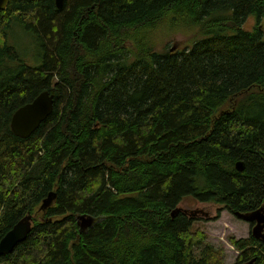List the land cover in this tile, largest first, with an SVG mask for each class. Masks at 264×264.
Segmentation results:
<instances>
[{
    "label": "trees",
    "instance_id": "1",
    "mask_svg": "<svg viewBox=\"0 0 264 264\" xmlns=\"http://www.w3.org/2000/svg\"><path fill=\"white\" fill-rule=\"evenodd\" d=\"M262 19L264 0H10L0 10V241L26 215L33 223L0 264H219L207 236H193L197 219L172 213L188 197L233 215L264 206ZM18 27L37 66L10 44ZM160 33L192 39L170 48ZM45 91L53 113L17 137L13 115ZM82 218L92 225L82 230ZM230 244L236 264H264L252 234Z\"/></svg>",
    "mask_w": 264,
    "mask_h": 264
},
{
    "label": "rangeland",
    "instance_id": "2",
    "mask_svg": "<svg viewBox=\"0 0 264 264\" xmlns=\"http://www.w3.org/2000/svg\"><path fill=\"white\" fill-rule=\"evenodd\" d=\"M257 21L258 19L252 16L246 21L243 28L247 31H251L257 26ZM260 22L261 28L264 31V19ZM18 30H20V32ZM18 30H16L14 35L12 32L9 33L10 44L15 46L28 65L37 66L39 64V60L37 59L38 47L32 40V37L23 32L19 27ZM17 31L19 33H17ZM16 34L17 37L15 38ZM155 37L161 44H169L170 48L174 45L177 47L185 46V44L192 39V37L183 33H178L170 37L165 33H160ZM158 49L162 50L163 46L160 45ZM179 207L184 211H203L209 214L208 217L200 215L199 218H197L194 228L192 229L193 236L198 240L199 235L204 233L207 236L206 243L218 251L219 258L223 257V259H211L213 263L236 264L239 252L233 248L230 241L249 238L252 234L251 224L239 220L232 213L222 208L223 206L214 203L202 204L190 197L185 199Z\"/></svg>",
    "mask_w": 264,
    "mask_h": 264
},
{
    "label": "water",
    "instance_id": "3",
    "mask_svg": "<svg viewBox=\"0 0 264 264\" xmlns=\"http://www.w3.org/2000/svg\"><path fill=\"white\" fill-rule=\"evenodd\" d=\"M10 0H0V10H5ZM58 9H62L64 0H56ZM176 47L172 49L174 51ZM55 98L54 95L48 91L41 93L32 103H29L13 115L11 121V129L13 133L21 138L28 139L32 136L39 127L50 117L54 110ZM239 172L244 171V163L239 162L236 165ZM56 198V194L51 193L46 200H44L41 209L46 210L49 208ZM178 211L184 212L186 215L193 217L196 213H202L205 217L209 214L203 211L189 212L182 209H177L172 213L174 217ZM239 220L252 224V236L264 243V206L257 211L249 213L237 212L234 214ZM32 216L30 214L22 218L12 230H10L5 237L0 241V257L10 255L14 250L27 240L32 229ZM82 220H84L82 218ZM84 223V224H83ZM93 223V219H86L80 222L81 229H87ZM249 264H253L251 261Z\"/></svg>",
    "mask_w": 264,
    "mask_h": 264
},
{
    "label": "flooded vegetation",
    "instance_id": "4",
    "mask_svg": "<svg viewBox=\"0 0 264 264\" xmlns=\"http://www.w3.org/2000/svg\"><path fill=\"white\" fill-rule=\"evenodd\" d=\"M200 215H203V214H202V213H196L193 217H194L195 219H197V218H199Z\"/></svg>",
    "mask_w": 264,
    "mask_h": 264
}]
</instances>
